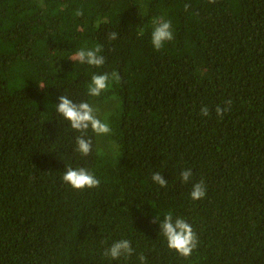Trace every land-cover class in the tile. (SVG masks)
Wrapping results in <instances>:
<instances>
[{"label": "trees", "instance_id": "1", "mask_svg": "<svg viewBox=\"0 0 264 264\" xmlns=\"http://www.w3.org/2000/svg\"><path fill=\"white\" fill-rule=\"evenodd\" d=\"M160 18L174 39L157 51ZM97 45L102 67L69 59ZM113 71L119 82L87 94L93 74ZM63 94L111 128L88 131V156L55 111ZM67 166L99 187L73 189ZM201 180L206 195L193 201ZM168 213L197 234L188 258L161 234ZM121 239L132 256L103 255ZM141 254L145 264H264V0H0V264H140Z\"/></svg>", "mask_w": 264, "mask_h": 264}, {"label": "clouds", "instance_id": "2", "mask_svg": "<svg viewBox=\"0 0 264 264\" xmlns=\"http://www.w3.org/2000/svg\"><path fill=\"white\" fill-rule=\"evenodd\" d=\"M208 2L214 4L216 0H208ZM189 7L190 5L188 4L184 5L185 10ZM77 15H82V12H77ZM154 25L151 34V43L153 48L159 51L164 46L165 42H170L174 39V34L171 21L169 20L160 18L154 21ZM117 37L118 33L115 31L108 33L109 40H115ZM101 52L102 48L99 45L92 49L82 48L76 51L69 59L81 65L86 64L88 66L100 68L105 64V58L100 54ZM120 79L121 77L116 71L93 74L91 82L87 87V94L91 97H99L104 91L111 87L112 82H119ZM58 100L59 103L55 106L56 113L67 120L73 130L80 133L75 139L76 148L74 151L82 156H88L92 151V140L87 136L88 131L91 130L97 136L110 134L111 128L109 124L99 119L95 114L94 108L86 101L75 103L64 94L59 96ZM226 104L230 105L231 101H227ZM228 110L230 109L221 108L220 106H217L215 109L218 116H222L223 113ZM208 114L209 109L206 106L203 107L201 109V115L207 116ZM192 175L191 169H185L180 173V178L182 182L188 183ZM151 178L152 181L160 187L163 188L167 186L168 181L162 177L160 172L154 173ZM61 179L64 183L79 191H83L85 188H97L100 185V180L83 167L74 169L71 166H67ZM205 195L206 187L203 180L192 185L190 197L193 201L200 200L204 198ZM157 219H159V217H157ZM160 228L161 234L166 239L168 249L175 251L178 255L188 258L197 248V234L194 232L192 226L182 217H176L174 219L173 215L168 213L163 217L162 221H160ZM133 253L134 249L131 246V242L127 239H121L113 242L111 247L106 249L103 255L110 257L112 260H119L122 256L127 259L132 256ZM138 259L140 264H145L146 257L143 254H141Z\"/></svg>", "mask_w": 264, "mask_h": 264}]
</instances>
